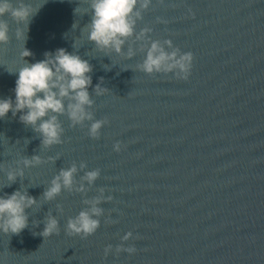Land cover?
Masks as SVG:
<instances>
[{
    "label": "water",
    "instance_id": "obj_1",
    "mask_svg": "<svg viewBox=\"0 0 264 264\" xmlns=\"http://www.w3.org/2000/svg\"><path fill=\"white\" fill-rule=\"evenodd\" d=\"M25 2L38 10L28 28L5 17L0 98L15 100L10 72L24 65V46L30 63L63 48L92 65L89 111L106 123L94 139L90 122L59 115L62 143L49 148L20 114L0 119V195L26 190L38 201L28 228L0 233V264H264V0H152L120 54L87 39L89 0ZM152 40L193 54L187 80L141 70ZM32 156L42 162L9 184L3 171ZM73 166L72 187L44 199ZM91 170L100 176L89 184ZM93 205L97 232L69 234L68 220ZM49 215L60 226L43 236Z\"/></svg>",
    "mask_w": 264,
    "mask_h": 264
},
{
    "label": "clouds",
    "instance_id": "obj_2",
    "mask_svg": "<svg viewBox=\"0 0 264 264\" xmlns=\"http://www.w3.org/2000/svg\"><path fill=\"white\" fill-rule=\"evenodd\" d=\"M152 0H89L91 22L88 26L87 39L93 42L101 51L117 54L122 53V46L126 40L134 36L137 20L143 19L142 12L149 9ZM30 3L25 0H0V42H7L10 38V26L5 19L11 16L17 24L27 21L37 13ZM78 11V8L75 10ZM145 29L144 32H149ZM23 35L21 27H17L16 38ZM26 41V40H25ZM170 49V50H169ZM31 52L24 46V65L13 74L18 73L15 81V100L0 98V119H4L11 112L13 116L20 114V121L35 129L41 134L45 147H52L62 143L63 126L59 115L68 114L73 125L90 122L88 134L98 138L106 120L95 119L94 113L89 109L94 102L89 92L92 85V65L79 55L69 53L66 49H57L55 54L45 53V59L35 63L28 62L25 58ZM131 55V52H129ZM194 56L191 52H181L173 45L171 40L161 43L152 40L147 47L141 70L149 75L156 73H175L178 78L187 80L191 73ZM102 87L96 86L97 95L101 94ZM65 99L70 103L65 106ZM115 150L119 152L121 145L117 143ZM40 156H32L15 162L14 167H9L6 178L9 184L15 183L18 177L25 175L24 169L39 165ZM81 167H85L82 165ZM78 169L73 166L61 170L44 192V199H55L64 189L71 188L74 176ZM100 176L99 170L87 171L84 179L94 183ZM5 185L0 184V190ZM111 199V197H109ZM35 197L27 191L16 190L12 194L0 195V233L20 234L29 227V210L37 205ZM96 203H99L97 201ZM101 209L92 206L89 210L80 211L77 216L67 222L69 234L90 236L97 232L100 221L96 216ZM39 224V222H34ZM43 236L51 235L59 228V220L52 215L44 221ZM132 233H127L122 239L128 241ZM112 251L111 245L105 249V255ZM119 252L134 253L135 247L116 249Z\"/></svg>",
    "mask_w": 264,
    "mask_h": 264
}]
</instances>
